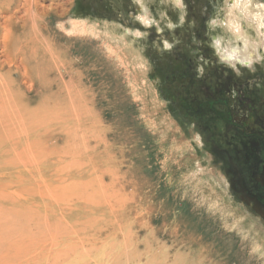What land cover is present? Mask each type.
I'll use <instances>...</instances> for the list:
<instances>
[{
    "label": "rangeland",
    "instance_id": "374dc122",
    "mask_svg": "<svg viewBox=\"0 0 264 264\" xmlns=\"http://www.w3.org/2000/svg\"><path fill=\"white\" fill-rule=\"evenodd\" d=\"M145 1L159 25H143L135 0H55L51 15L43 8L54 0H39L35 21L21 22L11 75L17 120L0 131V264H166L179 245L204 247L197 237L224 256L251 247L242 237L259 241L255 259L237 260L261 264L264 205L231 186L229 156L214 147L229 138L204 137L177 114L158 68L173 59L169 37L176 51L205 55L202 65L235 80L213 45V35L224 36L214 20H224L229 0H184L182 9ZM91 23L98 35L84 30ZM106 31L117 39L131 31L128 41L148 62L144 78ZM242 68L264 81V59ZM242 139L231 140L239 159Z\"/></svg>",
    "mask_w": 264,
    "mask_h": 264
},
{
    "label": "flooded vegetation",
    "instance_id": "af4514ba",
    "mask_svg": "<svg viewBox=\"0 0 264 264\" xmlns=\"http://www.w3.org/2000/svg\"><path fill=\"white\" fill-rule=\"evenodd\" d=\"M130 16L134 18L135 14ZM165 40L169 50H173V59L167 64L163 62V68L158 66L165 97H170L175 112L204 137L229 138L226 147H214L229 156L223 165L231 186L246 201L261 207L264 202L253 192L264 196V81H250L243 75L246 69L231 68L235 71L234 80L227 71L202 65L205 55L194 57L185 51L178 52L169 37ZM222 68L229 70L228 66ZM234 136L243 138V154L239 156L242 159L232 156L236 147L231 141Z\"/></svg>",
    "mask_w": 264,
    "mask_h": 264
},
{
    "label": "bare ground",
    "instance_id": "6f19581e",
    "mask_svg": "<svg viewBox=\"0 0 264 264\" xmlns=\"http://www.w3.org/2000/svg\"><path fill=\"white\" fill-rule=\"evenodd\" d=\"M135 1L138 2L142 7L141 14L139 15L138 18L143 23V25L146 28L151 27L154 23L157 25L158 22L156 21L155 17L152 14V11L146 4V1L145 0H135ZM169 1H171L172 3H174V5L180 7L181 9L184 5V2L182 0H169ZM231 1L232 4L229 3ZM39 3H40L39 0H0V19H5L4 27L0 25V34L2 35L3 32L5 33L2 39L3 42L2 43L0 42V44H2V48L4 49V52L7 54L6 63L4 62L0 63V131L3 132L12 131V127H13L12 124L15 122V120H17L16 94L13 90L14 88L13 85L15 81L12 79L11 75H13L14 73L16 75V71L19 70L16 63L18 60L16 61V58L14 57V54L17 53L19 49L17 45L19 42V37H18L19 27L21 22H23L24 24L23 28H26L29 27L28 25L31 24L32 20L35 21L34 17L36 15L35 13L38 12L39 8L37 9V7L40 5ZM43 9H44V13L51 15L59 10V5L56 4L54 0L53 4H51L48 8L44 7ZM225 11H226V15L224 20L222 22L214 20L213 23V25L215 24L214 25L215 27L216 25H221L224 33V36L213 35V45L216 47L217 50L216 52L218 53V56L222 59L223 62L226 63V65L229 64L230 66L234 67L236 70H238V68L240 67H244V68L246 66L250 67L254 63L263 60L264 59V6L261 3L257 2L256 0H229L227 2ZM21 13L24 14V15L22 14L23 17H21L20 15ZM2 14H7L9 15V17L6 19L5 17H2ZM84 30L86 31L88 30L89 32H92V34L98 35V28L95 27V24L92 23L91 25L87 24ZM110 32L108 31L103 33L101 32V34L108 37V41H110V44L113 41L116 42V45H118L117 48L122 53L121 55H123L125 59L129 60L131 64L135 66V69L136 71H138V74L142 78H144L147 75L148 62L141 54V50L139 51L138 49H135L132 46V44L128 41L127 36L131 34V31H126V34L122 35L120 39L115 38L114 34H111ZM140 35L141 32L135 33V36H140ZM22 38H23V34H22ZM165 45L166 47H170V45L167 42L165 43ZM153 97L155 101L159 100V98L155 93H153ZM151 99L152 98H150L149 101H151ZM153 105L154 104H152V107ZM262 211L264 213L263 209ZM262 215L264 216V214ZM250 227L253 228L254 226L251 225ZM258 228L261 229V226ZM260 229L254 230V232L256 231L255 237L261 236L262 232L259 231ZM238 232L243 233V230L241 228H238V230H236L235 236ZM241 239H242L241 241L244 240L248 241L247 243L251 247L242 250L243 252L241 253L239 250L232 256L231 255L224 256L223 253L221 254L219 251L216 250V248H213L212 245H208L207 242L204 240V237H197L196 238L197 243L199 244L201 242L206 243L204 247L192 248V246L190 245H184V244L179 245L177 249L179 250V252L175 251V253L173 254L174 256H171V254L169 253L164 256V259L172 258L171 261L173 262L169 261L165 263L166 264H238L237 257L242 254L244 256L248 255L249 261L255 259V255H254L255 253L251 251H254L253 249L259 248L260 242L253 241L254 239L251 238L248 239L245 237H242ZM261 247L264 249V240ZM196 254L199 256L196 257L195 256ZM191 255H193L192 256L193 258L190 257ZM260 256L262 260L261 264H264V255L261 254ZM223 260H225L226 263H223L222 262Z\"/></svg>",
    "mask_w": 264,
    "mask_h": 264
}]
</instances>
